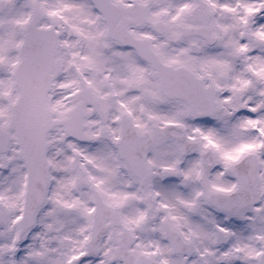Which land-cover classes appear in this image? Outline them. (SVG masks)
Wrapping results in <instances>:
<instances>
[{
    "label": "snow or ice",
    "instance_id": "obj_1",
    "mask_svg": "<svg viewBox=\"0 0 264 264\" xmlns=\"http://www.w3.org/2000/svg\"><path fill=\"white\" fill-rule=\"evenodd\" d=\"M0 264H264V0H0Z\"/></svg>",
    "mask_w": 264,
    "mask_h": 264
}]
</instances>
